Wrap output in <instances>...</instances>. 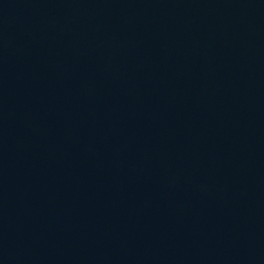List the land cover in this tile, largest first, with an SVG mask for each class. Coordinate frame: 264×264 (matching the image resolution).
<instances>
[{"label": "water", "instance_id": "water-1", "mask_svg": "<svg viewBox=\"0 0 264 264\" xmlns=\"http://www.w3.org/2000/svg\"><path fill=\"white\" fill-rule=\"evenodd\" d=\"M0 264H264V0H0Z\"/></svg>", "mask_w": 264, "mask_h": 264}]
</instances>
